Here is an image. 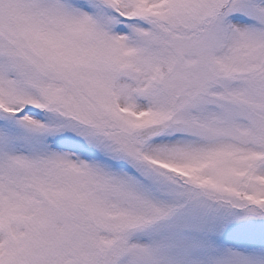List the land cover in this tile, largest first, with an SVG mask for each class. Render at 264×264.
Returning a JSON list of instances; mask_svg holds the SVG:
<instances>
[{
	"label": "snow or ice",
	"instance_id": "1",
	"mask_svg": "<svg viewBox=\"0 0 264 264\" xmlns=\"http://www.w3.org/2000/svg\"><path fill=\"white\" fill-rule=\"evenodd\" d=\"M0 264H264V0H0Z\"/></svg>",
	"mask_w": 264,
	"mask_h": 264
}]
</instances>
